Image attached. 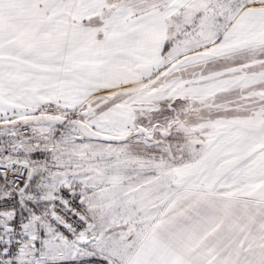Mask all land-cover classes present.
<instances>
[{
	"label": "snow or ice",
	"instance_id": "snow-or-ice-1",
	"mask_svg": "<svg viewBox=\"0 0 264 264\" xmlns=\"http://www.w3.org/2000/svg\"><path fill=\"white\" fill-rule=\"evenodd\" d=\"M0 264H264V0H0Z\"/></svg>",
	"mask_w": 264,
	"mask_h": 264
}]
</instances>
